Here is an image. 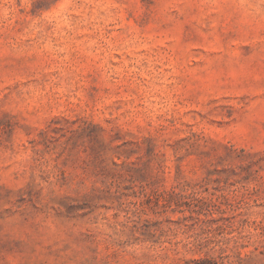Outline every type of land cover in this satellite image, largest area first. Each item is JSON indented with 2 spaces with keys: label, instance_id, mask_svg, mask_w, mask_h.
I'll return each mask as SVG.
<instances>
[{
  "label": "rangeland",
  "instance_id": "1",
  "mask_svg": "<svg viewBox=\"0 0 264 264\" xmlns=\"http://www.w3.org/2000/svg\"><path fill=\"white\" fill-rule=\"evenodd\" d=\"M0 264H264V0H0Z\"/></svg>",
  "mask_w": 264,
  "mask_h": 264
}]
</instances>
